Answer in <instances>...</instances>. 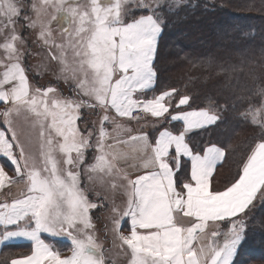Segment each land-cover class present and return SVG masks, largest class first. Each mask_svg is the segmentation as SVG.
<instances>
[{"label":"snow or ice","instance_id":"6c2138e0","mask_svg":"<svg viewBox=\"0 0 264 264\" xmlns=\"http://www.w3.org/2000/svg\"><path fill=\"white\" fill-rule=\"evenodd\" d=\"M179 6L180 0H0V117L11 133L9 139L0 130V154L15 172L11 177L0 166V189L17 179L26 186L0 203V245L19 238L32 245L8 264H115L93 222L101 209L112 226L105 223L104 232L127 264H234L249 239L243 216L258 193L264 198V84L235 98L243 105L239 117L262 135L237 174L214 187L225 150L213 144L201 154L187 137L222 122V112L236 104L192 108L195 97L176 88L145 96L157 83L165 13ZM34 46L46 54L44 70L55 65L57 80L71 82L72 96L30 83L25 64L39 55ZM84 109L103 113L98 129ZM110 110L128 120H139L133 113L142 110L183 127L133 134ZM18 118L34 134L27 146L13 128ZM209 222L229 227H217L204 242ZM42 234L66 237L70 254L61 255Z\"/></svg>","mask_w":264,"mask_h":264},{"label":"trees","instance_id":"16d2710c","mask_svg":"<svg viewBox=\"0 0 264 264\" xmlns=\"http://www.w3.org/2000/svg\"><path fill=\"white\" fill-rule=\"evenodd\" d=\"M180 2L173 13H165L167 23L159 39L158 78L152 95L176 88L195 97L192 108L207 107L208 100L225 106L236 104V96L247 97L264 84V0ZM252 102L258 107L260 98L253 97ZM242 110L240 104L227 107L222 122L199 132V150L208 143L225 150L217 174L221 184L237 174L257 135L255 125L239 117ZM258 202L245 215L253 223L234 264H264V198ZM21 248L4 246L0 264H8L17 253L14 250ZM69 248L64 244V249Z\"/></svg>","mask_w":264,"mask_h":264},{"label":"crops","instance_id":"0c3cea01","mask_svg":"<svg viewBox=\"0 0 264 264\" xmlns=\"http://www.w3.org/2000/svg\"><path fill=\"white\" fill-rule=\"evenodd\" d=\"M159 39H160V37H159ZM52 68L54 69L55 65H53ZM46 81L47 82L44 84H43V82L40 83L41 86L45 87L51 80L47 79ZM53 82H56L57 85H59V86H64L67 88L69 85V87L72 88L71 82L65 83L63 79H60L58 81L57 78L55 77L53 79ZM152 92L153 91L147 92L145 94L146 98H151ZM66 94L67 93H63L62 95H64V96H72L73 95V94H70V95L69 94L66 95ZM3 107H4V105L2 103H0V108H3ZM84 110H82V113L85 116ZM182 110H185V108H182ZM186 110H190V109H186ZM91 112H93L91 114V116H93V118H95V122L97 121V123L99 124L100 116L103 115V113L99 112V111H93V110H91ZM108 114L110 117H113L117 123L126 124L128 127L132 128L133 134H136L140 131H145V132H148L150 134V136L154 137V136L158 135V132L163 130L164 128H168L175 133L179 130H182V127H183L182 122H173V121H170V119L169 120H164V119L158 120L157 118L152 117L150 114H146L144 119H141L138 121L128 120L127 118H120V117L116 116L114 110H110ZM109 124H110V127L108 130H109V132H111V130L113 128L112 123L109 122ZM105 125H108V123H106ZM211 127H213V126H209L205 129L194 130L187 137V140L189 141L190 146H195V150L199 151L201 154H203L204 149L199 150V145L202 143V138L200 137L199 132L206 130V129H209ZM0 130H5L6 134L8 135V138L11 139V133L7 132L6 125H4L2 123V117H0ZM24 140H27V138L24 137L23 141ZM25 142H27V141H25ZM211 145H213V143H208L204 148L211 146ZM215 145H217V144H215ZM217 146L221 147L219 145H217ZM89 151H91L93 153V150H89ZM89 157L90 156H88V158ZM183 159L184 158H182V162H183ZM222 162L217 164L216 169L214 171V179L212 181L213 186L217 187V188H222L225 184V183L221 184L218 180V177H217V174H218V171H219V168H220ZM0 166L4 167L5 171L9 174V176L15 177L14 166L11 164V161L8 158H6L5 156H3L2 154H0ZM188 166L190 168V162L188 163ZM181 175H183V174H181ZM25 187L26 186H25L24 181L17 179L11 185H7L6 187L0 189V203H4V202L10 203L13 198L18 197V195L20 194L21 191L25 190ZM260 198H261V196L258 193L257 198L254 200L253 204L249 207V209L246 210V213L260 200ZM108 215H109V212L107 209H101L98 212V216L101 219L97 220L94 217L95 215H94V211H93V222L95 224L96 223L99 224L97 230H100V233L98 236L100 237V239H102L104 241V243L106 245H108L107 248L111 249L110 253H112L113 259L115 261H118V259L116 258L117 254L114 253V249L116 247L112 246V234L110 231L107 234H105V232H104V224L105 223L108 224L109 229H111V227H112L111 223L107 219ZM180 215H182V214H180ZM244 217H245V215L243 216V218ZM217 227H219L221 231H227L229 225L226 222H220L219 224H214L213 222H209L207 228L205 229L206 237H205L204 242H207V238L210 237L211 232L216 230ZM129 230H130V221H128L127 223H122L121 231H123L125 234H127L129 232ZM42 239H44L45 242L54 245V247L56 249H59L61 252V255H69L70 254L71 242L66 237L53 238V237L49 236L48 234H42ZM64 244H69L70 248L67 250L64 249ZM7 245H9V246H22L21 249H19V250L15 249L14 250V252L17 251V253L14 254V256L10 257L9 261L11 258L18 257L21 254H29L31 251V247H32L30 241L23 239V238H19V239H14L12 241H9L4 245H0V253L2 251V248L4 246H7ZM236 258H237V256L234 258V263L236 261ZM120 261H121L120 262L121 264H127L126 258H123Z\"/></svg>","mask_w":264,"mask_h":264},{"label":"rangeland","instance_id":"374dc122","mask_svg":"<svg viewBox=\"0 0 264 264\" xmlns=\"http://www.w3.org/2000/svg\"><path fill=\"white\" fill-rule=\"evenodd\" d=\"M181 4H182V2H180V6H181ZM179 6V7H180ZM129 7L130 8H134L135 7V5L133 4V5H129ZM33 50L34 51H36V52H38L39 53V55H34V56H31V57H29V58H27V61H26V64H25V66H26V68L28 69V71H27V75H28V78H29V81H30V83L34 86V87H38V86H41V84L40 83H42L43 82V84L44 83H46L47 81V79L48 80H51L45 87H47V86H52V87H55L56 89H58V91L61 93V94H63V93H67L66 95H70V94H73L72 93V90H71V88L69 87V85H68V87L66 88V87H64V86H59V85H57V83L56 82H53V79L56 77L54 74H53V68H51L50 70H44L43 69V67H41L42 65H44L45 63H47V60H46V54L41 50V49H39V48H36L35 46L33 47ZM53 66V65H52ZM0 71H2V69H0ZM182 94H188V93H182ZM221 105V106H223V104L222 103H216V102H211V101H207V103H206V105L207 106H209V105ZM84 113H85V117L87 118V120L89 121V122H92V121H95V118H93V116H91V114L93 113V112H91V110H88V109H85L84 110ZM97 120V119H96ZM83 122H81V124H82ZM114 125L112 124V127H113ZM95 127L98 129L99 128V124L97 123V121H96V125H95ZM105 127L107 128V129H109V127H110V124L108 123V125H105ZM13 128H15L16 129V131H17V133H18V135H19V137H20V140L22 141V142H24L25 144H26V146L28 145V141H29V138H31V139H33L34 140V134L33 133H31V131H30V129H28L27 128V126H26V124H25V122H24V120L22 119V118H18V119H16L15 121H14V123H13ZM254 129H256V131H257V135L255 136V138L253 139V141L251 142V144H252V147H254V144L257 142V140L258 139H260V137H261V135H262V130H261V128L259 127V126H254ZM24 137L25 138H27V140H24L23 141V139H24ZM25 141H27V142H25ZM94 151H93V153L91 152V151H89L88 152V156H90L89 157V161L91 162V158H92V156H94ZM263 198L261 197L260 198V200H259V202H258V204H260L261 203V200H262ZM255 208V207H254ZM254 208H253V210H254ZM94 217L96 218L97 216H98V212H96V211H94ZM246 220H247V222H248V225H249V228H250V226H252V223H250L251 222V219L250 218H248V217H244ZM98 226H99V224L98 223H96V229L98 228ZM248 228V229H249ZM99 233H100V230H97V235H99ZM221 240H222V237L220 238ZM105 244V243H104ZM105 247L107 248L108 247V245H106L105 244ZM114 253L115 254H117V256H116V258L118 259V261H115L114 259H113V256H112V253H109V255L112 257V259L115 261V264H121L120 262V260L121 259H123V258H126L127 259V261H128V257L127 256H125L123 253H122V251L120 250V249H118V248H115L114 249Z\"/></svg>","mask_w":264,"mask_h":264},{"label":"built area","instance_id":"2783aa9c","mask_svg":"<svg viewBox=\"0 0 264 264\" xmlns=\"http://www.w3.org/2000/svg\"><path fill=\"white\" fill-rule=\"evenodd\" d=\"M133 115L139 117L140 119H143L145 117V113L142 110L135 111ZM133 121H138V120H133Z\"/></svg>","mask_w":264,"mask_h":264}]
</instances>
